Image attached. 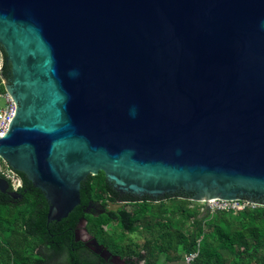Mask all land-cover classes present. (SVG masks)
I'll list each match as a JSON object with an SVG mask.
<instances>
[{
	"label": "water",
	"instance_id": "water-1",
	"mask_svg": "<svg viewBox=\"0 0 264 264\" xmlns=\"http://www.w3.org/2000/svg\"><path fill=\"white\" fill-rule=\"evenodd\" d=\"M0 47V159L47 223L98 172L139 196L264 203V0H0Z\"/></svg>",
	"mask_w": 264,
	"mask_h": 264
},
{
	"label": "trees",
	"instance_id": "trees-1",
	"mask_svg": "<svg viewBox=\"0 0 264 264\" xmlns=\"http://www.w3.org/2000/svg\"><path fill=\"white\" fill-rule=\"evenodd\" d=\"M0 56L2 94L9 65L1 47ZM17 174L22 181L18 190L21 199L14 200L0 193V264H112L74 240L80 220L86 221L87 233L110 254L117 255L122 264H151L154 251L157 255L166 253V261H176L181 255L196 250L193 264H264L263 202L242 212L200 211L189 208L187 200L166 208L146 199L129 200L128 205L134 206L133 210L125 206L108 209L109 204L125 199L117 197L99 172L81 181L80 204L66 218L47 223V204L42 193L22 174ZM87 205H97L99 209L86 213ZM151 218L157 220L156 224ZM108 224L120 229V238L142 230L155 235L134 248L116 244L111 245L109 251L106 245L110 242L109 234L105 230ZM174 225L178 227L172 228Z\"/></svg>",
	"mask_w": 264,
	"mask_h": 264
},
{
	"label": "built area",
	"instance_id": "built-area-1",
	"mask_svg": "<svg viewBox=\"0 0 264 264\" xmlns=\"http://www.w3.org/2000/svg\"><path fill=\"white\" fill-rule=\"evenodd\" d=\"M14 107V101L6 91L0 94V136L3 135L7 130L8 122L13 117ZM0 176L7 181L10 191L16 192L21 189L22 181L20 177L2 159H0ZM199 202L204 205V209H207L211 212H242L246 208L254 209L258 206H261V204L258 203L240 200L207 199ZM198 243L199 241L197 242V247ZM197 253L198 250L189 255H184V264H193Z\"/></svg>",
	"mask_w": 264,
	"mask_h": 264
},
{
	"label": "rangeland",
	"instance_id": "rangeland-1",
	"mask_svg": "<svg viewBox=\"0 0 264 264\" xmlns=\"http://www.w3.org/2000/svg\"><path fill=\"white\" fill-rule=\"evenodd\" d=\"M181 199L180 198H173L171 200H164L161 202V204L166 207V208H171L172 205L176 204L177 202H180ZM156 204V203H155ZM121 206H125L128 210H133L134 206L132 205H124L121 203H117V204H109L108 205V209H116L118 207ZM188 207L189 208H198L200 211L204 210V205L202 203H200L199 201H193V200H188ZM176 217H174L175 219ZM150 221L153 224H156L157 220H155L154 218H151ZM174 227H178L176 225L172 226V228ZM82 224H80L78 226V232H82ZM106 232L109 234V241L108 244H106L109 247V251L110 250V246H114V245H121V246H127L129 245L130 248H134V245H140L142 244L145 240L147 239H151L155 233L153 234L151 231H140L139 233L136 234H125L123 235V238L119 237V234L121 233L120 229L114 225V224H108L105 227ZM184 232V229L182 230ZM82 238H86V236L84 234H82ZM121 239V240H120ZM111 246V247H112ZM166 253H160L159 255H157V252L154 251L153 256L150 258V263L151 264H184L183 262V258L184 256L181 255L180 257H178V259L176 261H166L165 259ZM117 258V259H116ZM114 260L116 261V264H122V260H120V258L115 255L114 256ZM57 261H62V260H57ZM141 264H143V262H141Z\"/></svg>",
	"mask_w": 264,
	"mask_h": 264
},
{
	"label": "flooded vegetation",
	"instance_id": "flooded-vegetation-1",
	"mask_svg": "<svg viewBox=\"0 0 264 264\" xmlns=\"http://www.w3.org/2000/svg\"><path fill=\"white\" fill-rule=\"evenodd\" d=\"M9 71H10V68H9ZM9 77H10V75H9V72H8V78L6 80H8ZM103 176H104V174H103ZM0 178H2V177L0 176ZM107 184L111 187V189L114 190V192H116L118 198L125 199L124 201H121V202H118V203L127 204V205H128L129 200H133L134 201L135 199H137L138 202H140L142 199H146L148 201H152L154 204L155 203L158 204V203H161L162 201H164L166 199L171 200L173 198H180L181 200H187L188 201V200H190L189 198L192 196V193L185 192L183 190H176L174 192H169V193L163 194V195H161L159 197L153 198V197L148 196V195L139 196V195H134V194H131V193L121 192V191L116 190L111 183L107 182ZM17 200H20V199H17ZM253 200H255V198H253ZM257 201H262V200L259 199ZM98 209H99V207L97 205H87L86 208L84 209V211L86 213H88V212H91L92 210L98 211ZM83 221L84 220H80L78 222L77 226H76V229L74 231V240L83 243L84 247L87 248L90 252H93V253L98 254V255L100 254V257H101V255L105 254V251H107V249L104 248L103 246L99 245V244H98V246L94 245L93 238L88 233H86L85 230H84L85 229V224L83 223ZM80 224H82V227H83L82 228V232L81 231L78 232V226ZM82 234H84L86 236V238H82ZM114 256L115 255L111 254L109 257H106L105 260L109 261L112 264H116L115 263L116 261L114 260Z\"/></svg>",
	"mask_w": 264,
	"mask_h": 264
}]
</instances>
